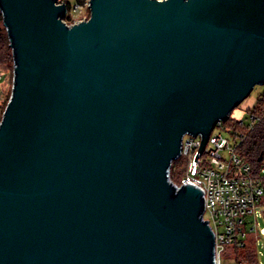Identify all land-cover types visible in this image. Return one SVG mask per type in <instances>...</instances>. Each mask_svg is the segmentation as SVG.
<instances>
[{"label":"water","instance_id":"water-1","mask_svg":"<svg viewBox=\"0 0 264 264\" xmlns=\"http://www.w3.org/2000/svg\"><path fill=\"white\" fill-rule=\"evenodd\" d=\"M0 264H214L202 191L167 178L189 132L264 83V0H0Z\"/></svg>","mask_w":264,"mask_h":264},{"label":"built area","instance_id":"built-area-1","mask_svg":"<svg viewBox=\"0 0 264 264\" xmlns=\"http://www.w3.org/2000/svg\"><path fill=\"white\" fill-rule=\"evenodd\" d=\"M67 5L64 20L67 23L86 19L90 16L91 0H76ZM71 16V20L67 18ZM68 19V20H67ZM4 73L0 72V83ZM264 118V113L249 112L248 120L239 119L240 124L253 128ZM227 133V134H226ZM246 137V131L232 128L219 120L204 147L203 134L185 133L182 138L180 154L171 161L167 169L168 181L176 190L183 185H193L202 191L204 198L203 219L212 227L215 235L214 264H223V254L227 244L243 246L248 231H256V240L264 235V226L259 225V217L264 216V158L256 173L251 163L239 153V147ZM182 158L187 162V172L179 182L174 179L175 160ZM254 216L253 219L249 218ZM261 234V235H260Z\"/></svg>","mask_w":264,"mask_h":264},{"label":"trees","instance_id":"trees-1","mask_svg":"<svg viewBox=\"0 0 264 264\" xmlns=\"http://www.w3.org/2000/svg\"><path fill=\"white\" fill-rule=\"evenodd\" d=\"M67 18L71 20L70 15H67ZM5 69L9 72L14 69V53L10 45L8 31L4 25L3 14L0 9V72L4 73V77L6 76ZM249 112H255L259 114L264 113V92L259 97L255 105L249 109ZM224 124L234 129L239 128L246 131V137L238 150L241 156L251 163L254 172L257 173L259 171L262 159L264 158V118L255 124L253 128H249L244 126V124H240V120L232 117L230 114L229 118L224 120ZM177 160H181V162H183V164L180 162L182 169L180 172L186 173L188 167L187 162H184L182 158ZM178 173L179 169L176 165L174 177L177 176ZM232 252H234L235 264H260L256 243L253 238L249 242L246 240L243 246L232 243ZM225 253L226 256L230 255L226 251Z\"/></svg>","mask_w":264,"mask_h":264},{"label":"rangeland","instance_id":"rangeland-1","mask_svg":"<svg viewBox=\"0 0 264 264\" xmlns=\"http://www.w3.org/2000/svg\"><path fill=\"white\" fill-rule=\"evenodd\" d=\"M70 3H75L76 0H67ZM68 20V19H67ZM71 22H73L71 20ZM6 70V69H5ZM6 76L4 77V81L0 83V122L2 120L4 111L7 107V104L10 100L12 90H13V84H14V69L12 71H5ZM264 92V83L263 84H256L252 93L245 98L238 106L233 108L231 111V115L234 118L237 119H247L249 116V109H251L259 97L263 94ZM227 134V133H226ZM181 160H175V165L178 166L179 173L177 176L174 177V179L179 182L181 178L185 175V172H180L181 169ZM249 218L253 219L254 216H250ZM264 226V216L259 217V225L258 228L260 229V232L262 234V229L261 227ZM260 234V235H261ZM252 238L255 240L257 251H258V258H259V263L264 264V235H261V238L256 240V231L249 230L248 231V236H247V241H251ZM226 252L229 253V256H226V253L223 254V264H235V258H234V252H232V244H227L226 246Z\"/></svg>","mask_w":264,"mask_h":264}]
</instances>
